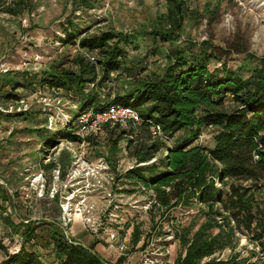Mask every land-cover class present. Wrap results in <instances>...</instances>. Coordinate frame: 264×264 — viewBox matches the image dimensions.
<instances>
[{
    "label": "trees",
    "instance_id": "16d2710c",
    "mask_svg": "<svg viewBox=\"0 0 264 264\" xmlns=\"http://www.w3.org/2000/svg\"><path fill=\"white\" fill-rule=\"evenodd\" d=\"M164 1L170 27L157 25L148 32L154 42L152 48L156 49L153 54H164L166 59L160 72L140 77L141 65L127 66V50L138 49L141 33L104 31L88 35L69 23L64 41H77L78 46L70 60L71 67L58 69L60 65H57L42 77L34 76L28 84V73H21L26 83L15 81L12 87L30 85L34 92L56 93L75 106L65 113L66 119L56 121L51 129L45 127L48 111L40 107L43 117L39 126H44L41 129H45V134L49 133L42 139L44 152L59 143L60 135L72 142L80 141L74 129L81 112L99 111L110 104L136 110L142 121L139 131L145 132L148 138L134 146L135 165L124 176L153 192L150 211L205 206V209L198 207L204 219L197 227L194 219L185 225H175L181 248L171 264H256L247 257H239L238 253L226 257L214 253L232 245L236 230L247 232L248 239L264 252V201L257 199L264 188V56L257 58L256 66L246 69L248 74L244 76L243 69L227 67L217 53L218 47L211 43L203 41L196 45L190 42L186 47H172L185 18V0ZM3 11L17 15L23 7L17 3L6 6ZM165 44L173 49L164 53L162 46ZM86 53L94 54L95 61H90ZM250 57L255 59L253 55ZM212 61L221 63L220 67L210 69ZM4 73L10 74V71ZM112 73L116 76L112 77ZM150 125L159 126L163 135L173 140L172 144L153 137ZM203 127L215 129L211 146L194 143ZM107 131L120 133L116 138H108L106 161L115 170L121 134L130 130L114 126ZM178 133L186 135L175 139ZM91 139L88 137L87 141ZM130 142L128 140L125 146ZM161 150L164 154L156 162L147 163ZM53 165L49 163L44 167ZM147 170L149 175L145 173ZM0 199H7L2 187ZM9 201L14 205L13 199ZM35 203L38 212H46L55 221L46 223V219H42L43 222H38L20 216L13 219L8 212L0 216L5 235H17L22 239L19 248L6 252L0 264L109 263L94 250L97 241L85 245L67 239L57 221L60 215L58 197L36 198ZM110 211L115 210L111 207ZM40 225L48 226L52 262L25 245L37 238ZM213 229L218 231L213 233ZM140 236L141 231L134 226V244ZM124 258L121 254L112 264H122Z\"/></svg>",
    "mask_w": 264,
    "mask_h": 264
},
{
    "label": "rangeland",
    "instance_id": "374dc122",
    "mask_svg": "<svg viewBox=\"0 0 264 264\" xmlns=\"http://www.w3.org/2000/svg\"><path fill=\"white\" fill-rule=\"evenodd\" d=\"M17 3L23 7L21 13L11 15L3 11L6 6ZM185 6L179 38L172 47H186L190 42L196 45L203 41L211 43L218 47L217 53L227 67L243 69L242 73L247 76L246 69L254 68L256 59L264 56V0H185ZM168 12L164 0H0V64L10 71V74L0 71V187L5 190L7 198L0 199V216L4 217L8 212L13 219L20 216L38 222H43L42 219H46V223L55 221L46 212L35 209L41 179H33L38 174L43 175L45 190L42 197H46L51 187L52 169L59 166L64 174L73 162L85 160L93 164V169L78 174L75 183L80 186V192L86 191L85 203H93L99 213L108 208L109 227L117 232V240L106 242L104 233L100 239L95 238L85 230L78 218L70 225L69 236L85 245L97 241L94 250L111 264L121 254L125 257L122 264L173 262L181 248L175 235V225H185L194 219L197 227L204 219L198 213V207L205 209V206L199 204L191 208L177 206L168 211H150V190L143 189L140 184H134L124 176L129 167L135 165L133 148L147 140L146 133L125 129L130 132L121 134L115 170L109 164L110 168L103 170L107 165L100 163V160L107 162L108 138H116L120 135L118 131L104 129L88 142L82 139L72 142L60 135L59 143L44 152L41 148L44 144L42 139L49 133L45 134V129H41L44 126H39L43 117L39 109L43 105L39 102L38 94L30 85L12 87L15 81H25L21 73H28V84L35 79L34 76L42 77L57 65H60L58 69L71 67L70 60L78 46L77 41H64L69 23L88 35L104 31L141 33L138 49L127 50V66L141 65L143 69L139 71L140 77L158 73L166 59L164 54H153L156 49L152 48L154 42L148 32L157 25L170 27ZM162 47L164 53L173 49L168 44ZM220 65L212 61L209 67L213 69ZM111 76L115 77L116 73ZM227 105L228 99L225 100ZM74 107L67 99L50 106L57 114L68 113ZM214 132L212 127H203L194 143L211 146ZM184 135L186 133H178L175 139ZM128 140L131 142L125 146ZM163 154V150L159 151L154 162ZM49 163L54 165L44 167ZM114 173L115 187L111 186L110 179ZM145 173L149 175L148 170ZM64 183V177L59 178L56 185L59 195L63 193ZM216 184L220 187L219 182ZM108 191L111 192L110 196L107 195ZM8 198L13 199L14 205ZM257 199L264 201V188L257 194ZM110 205L113 209L117 207L115 211H110ZM134 226H138L141 231L136 244L132 239ZM47 227L37 228V238L25 245L38 250L43 259L52 262ZM217 231L212 230L213 233ZM21 242L22 239L17 235H5L0 217V259L6 252L19 248ZM118 244H124L122 252L117 248ZM231 244L214 255L226 257L238 253L239 257L264 264V254H258L259 247L248 239L247 232L234 231Z\"/></svg>",
    "mask_w": 264,
    "mask_h": 264
},
{
    "label": "built area",
    "instance_id": "2783aa9c",
    "mask_svg": "<svg viewBox=\"0 0 264 264\" xmlns=\"http://www.w3.org/2000/svg\"><path fill=\"white\" fill-rule=\"evenodd\" d=\"M85 55L90 61L92 62L95 61L94 54L86 53ZM0 71L4 73L8 71V69L5 68L3 64H0ZM47 93L49 92H45V93L40 91L37 92L39 97V102L43 105L44 109L48 110L45 127L51 129L53 128L56 121L66 119L67 115L65 113L57 114L55 111L51 110L50 108L52 103L60 104L63 101V97H61L56 93H51V92L50 94ZM141 122L142 121L140 115L133 108L122 105L110 104L104 109H101L99 111L88 109L84 112H81L77 117L74 131L83 141H87L86 139H88V137H93L102 130L114 126H118L122 129H131L137 132L139 130V125L141 124ZM149 132L153 137L163 138L168 142H171L172 144V139H169L167 136L163 135L159 126L150 125ZM58 150L60 151V149ZM154 161L155 159L153 157L147 163H152ZM101 162L107 165V167L102 168L103 170H108L110 168L108 166V163L105 162L103 159L100 160V163ZM140 164L142 165L144 163H140ZM91 166H93V164L84 160L82 162H78V161L73 162V165L69 166L68 170L64 174L61 173L59 166H57V168L52 169L50 174L51 187L46 197H48L49 199H54L57 196H59V198L61 197L60 199L58 198L60 215L58 216L57 221L68 240L72 238L68 234L69 227L72 224L73 220L75 218H78L83 223L85 230H87L95 238L100 239L101 234L104 233V236L106 235L105 238L106 242H110V243L116 242L117 232L107 226V224H109V219H107V217L109 216L108 214H106L108 208L102 210V212L99 213L97 207L93 203H89V202L85 203L84 197L86 196V191L82 190L80 192L81 190L80 186H78L75 183V180L79 177L78 174H81V172L85 170H90V169L92 170L93 167ZM131 168L133 167H129V169ZM97 172H99V168H97ZM63 177L65 180L62 191L63 193L59 195L56 189V185L59 178H63ZM115 177H116L115 173L113 176L110 177L112 183L111 186L113 187H115V183H116ZM83 178L84 177H81V179ZM39 179H41V182L39 184V188L37 189L38 195L36 196V198H41L45 190V179L43 178L42 174H38L36 177H34L33 180H39ZM83 188L84 186L82 185V189ZM150 192L152 197L151 199H153L154 194L151 190ZM107 195L110 196L111 192L108 191ZM151 202L152 200H150V203ZM109 208H111V205L109 206ZM116 208L117 207L114 206V209ZM73 243L76 244L77 242H73ZM117 248L122 252L125 249V246L124 244H120V245L118 244ZM257 251L260 256L264 254V252L260 251L259 248Z\"/></svg>",
    "mask_w": 264,
    "mask_h": 264
},
{
    "label": "crops",
    "instance_id": "0c3cea01",
    "mask_svg": "<svg viewBox=\"0 0 264 264\" xmlns=\"http://www.w3.org/2000/svg\"><path fill=\"white\" fill-rule=\"evenodd\" d=\"M6 179H7V178H6ZM51 213H52V214H55V211H52Z\"/></svg>",
    "mask_w": 264,
    "mask_h": 264
}]
</instances>
